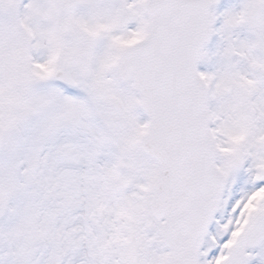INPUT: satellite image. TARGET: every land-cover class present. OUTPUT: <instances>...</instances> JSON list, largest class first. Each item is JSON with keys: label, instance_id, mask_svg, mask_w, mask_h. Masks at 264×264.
Returning a JSON list of instances; mask_svg holds the SVG:
<instances>
[{"label": "snow or ice", "instance_id": "1", "mask_svg": "<svg viewBox=\"0 0 264 264\" xmlns=\"http://www.w3.org/2000/svg\"><path fill=\"white\" fill-rule=\"evenodd\" d=\"M218 3L0 0V264H264V0Z\"/></svg>", "mask_w": 264, "mask_h": 264}, {"label": "flooded vegetation", "instance_id": "2", "mask_svg": "<svg viewBox=\"0 0 264 264\" xmlns=\"http://www.w3.org/2000/svg\"><path fill=\"white\" fill-rule=\"evenodd\" d=\"M240 4V0H220L219 3L215 6V11L218 15V19L216 21L215 27L219 28L220 25L223 22V16L220 15L232 8H238ZM222 46L221 44V39L219 37V35H213L212 36V44L211 47L209 49L210 54L211 53H216L217 50ZM215 57L213 60V63H204V69L206 70H212V68L214 67V62H215Z\"/></svg>", "mask_w": 264, "mask_h": 264}, {"label": "rangeland", "instance_id": "3", "mask_svg": "<svg viewBox=\"0 0 264 264\" xmlns=\"http://www.w3.org/2000/svg\"><path fill=\"white\" fill-rule=\"evenodd\" d=\"M209 53H210V51H209ZM203 71H204V68H203Z\"/></svg>", "mask_w": 264, "mask_h": 264}, {"label": "water", "instance_id": "4", "mask_svg": "<svg viewBox=\"0 0 264 264\" xmlns=\"http://www.w3.org/2000/svg\"><path fill=\"white\" fill-rule=\"evenodd\" d=\"M198 67V66H197Z\"/></svg>", "mask_w": 264, "mask_h": 264}]
</instances>
